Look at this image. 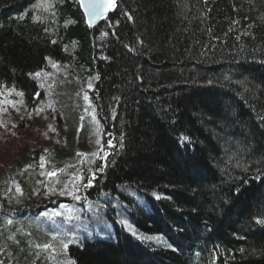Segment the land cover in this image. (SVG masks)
I'll return each mask as SVG.
<instances>
[{"label": "trees", "instance_id": "obj_1", "mask_svg": "<svg viewBox=\"0 0 264 264\" xmlns=\"http://www.w3.org/2000/svg\"><path fill=\"white\" fill-rule=\"evenodd\" d=\"M58 67L68 84L54 123L76 130V88L92 79L88 99L109 154L81 169L79 196L42 204L27 202L36 168L0 172V220L12 221L0 233L35 243L16 247L19 263L46 264L41 231L56 229L68 245L49 251L58 264H264V0H116L91 30L78 0H0V107L39 103ZM19 138L28 152L32 141ZM68 144L34 160L49 157L57 170L77 152ZM12 188L22 192L17 209L3 204ZM122 201L130 223L161 243L115 218L103 222L108 236L92 229L109 212L102 204ZM49 212L45 223L35 218Z\"/></svg>", "mask_w": 264, "mask_h": 264}, {"label": "rangeland", "instance_id": "obj_2", "mask_svg": "<svg viewBox=\"0 0 264 264\" xmlns=\"http://www.w3.org/2000/svg\"><path fill=\"white\" fill-rule=\"evenodd\" d=\"M60 71H62V69L58 67L57 71L49 76V84L52 86L53 90L48 91L39 103H35L32 107L25 106L26 108H24V106L18 107L15 105H3L0 107V165H2L0 172L2 171L3 174L4 172H10L13 169H19L21 176L26 173L27 169H31L30 165L36 168L37 174H34L32 177L34 184L32 188L27 190V192L29 191L28 193H30L27 202L31 204H42L45 202H51L55 199H68L74 197V195L79 196V187L81 183L80 176L82 173L80 172L81 169L83 168L85 170L84 174H87V172L93 167L94 161L97 158L96 155L99 154L101 158L105 160L109 154L108 147L110 143L100 144L101 141L99 139L98 129L94 123L96 110L94 107H89L87 105L90 101L88 99L87 90L90 89L94 83L92 79L86 80L83 83L80 82L82 84L77 85L76 88V90L78 87L81 89L80 92H77L76 94L79 98L78 111L81 120V123H79L76 130L72 131L71 128L67 129L66 123L63 124V122L61 124L54 123L55 116H57L58 113L61 117L63 116L62 113L57 110L58 108L56 105L58 98L56 99V97L58 96L59 99L62 100L63 96H59L62 94L61 88L68 84V81L64 80L65 77L60 74ZM89 85H91V87H89ZM85 96H87V99H85ZM8 116L14 118L15 121H5L4 117ZM81 128H84L82 137L78 135ZM10 129L17 130L19 135L15 136L14 134H8ZM22 135H25V137L33 143V147H31L28 152H25L27 146L24 143L25 141H23L24 139L21 140L19 138ZM66 135L67 137L69 136V138L65 141ZM69 139L74 140L77 152L71 156L66 154L64 158L59 161L57 170H54L52 167L53 161H50L49 157L47 159L41 157L38 160H34L35 152H38V156H40V153L45 155L47 150H55L58 144L62 145L61 148H63V151H66L68 147H71L68 144ZM54 153L57 154V151ZM15 164H17V166H15ZM97 172L98 170L95 171L94 169L90 173L85 185H90L92 178H94ZM128 192L133 196V199H139V194H137L136 190L129 189ZM21 193L20 189L13 190L12 188V193H10L7 200H3V204L8 205L11 209L21 207ZM101 206L102 208H109V212L107 213V216L104 215L103 218L99 217L100 213L95 215V220H93L91 227L97 231L98 235L108 236L107 233L102 231V226L104 225L103 222H107L108 218H115L124 224L125 228L137 238L145 241H153L157 237L156 234H149L146 231H138L134 225L130 223L127 217L129 215L125 212L126 203L124 201H122L121 204L115 202L111 205L106 206L102 204ZM102 208L100 207L101 213L103 212ZM58 213L61 216L65 214L64 210L63 212ZM68 214L69 213H66V215ZM52 215L54 216L55 214H52V212H49L48 214L42 213L37 214L35 218L41 219L45 216L42 218L45 223L47 219L53 217ZM24 221L27 222V229H29L35 224L36 220L34 221L33 217H30ZM4 222L10 224L12 221L1 219L0 225ZM47 223L50 226H53V223L49 221ZM17 228L19 229L20 225ZM18 231H20L18 234H21L22 231ZM55 231L56 229L51 232H46L44 230L41 231L42 237L39 246H42L44 249L41 250L38 248V250L41 253L39 255L43 254L42 257H49L46 264H58L54 261L55 259H53L55 258L54 254H52L51 259V252L49 251L54 253L56 250V243L59 245V248H62L64 245L59 240L58 234ZM26 232L28 231L26 230ZM33 233H35V231L32 230L31 235ZM22 236H26V234ZM14 239L11 234L4 235L0 233V264H21L17 259L16 247L23 249L28 248L29 245L35 246L33 241L27 242L24 246H20L16 244V241L14 242ZM68 240H70V237H68ZM34 263L38 264L37 259L34 260Z\"/></svg>", "mask_w": 264, "mask_h": 264}, {"label": "water", "instance_id": "obj_3", "mask_svg": "<svg viewBox=\"0 0 264 264\" xmlns=\"http://www.w3.org/2000/svg\"><path fill=\"white\" fill-rule=\"evenodd\" d=\"M81 11L83 12L86 25L91 30L93 27L97 26L104 18H106L113 10L116 4V0H114V4L112 7H100L98 9L99 15H90L89 9L84 5L89 2V0H78ZM103 3H106V0H102Z\"/></svg>", "mask_w": 264, "mask_h": 264}, {"label": "snow or ice", "instance_id": "obj_4", "mask_svg": "<svg viewBox=\"0 0 264 264\" xmlns=\"http://www.w3.org/2000/svg\"><path fill=\"white\" fill-rule=\"evenodd\" d=\"M113 4H114V0H106V3H103L102 0H89V2L86 3L84 6L89 9V14L90 15H99L100 13L98 12V9L100 7H102V6H104L106 8L107 7H112ZM36 75L38 76L39 73H36ZM89 87H91V85H89ZM20 95H22V93ZM85 99H87V96H85ZM259 222L260 223H264V220H261ZM63 247L66 249L68 247V245L64 244Z\"/></svg>", "mask_w": 264, "mask_h": 264}, {"label": "bare ground", "instance_id": "obj_5", "mask_svg": "<svg viewBox=\"0 0 264 264\" xmlns=\"http://www.w3.org/2000/svg\"><path fill=\"white\" fill-rule=\"evenodd\" d=\"M89 107L91 106L90 104H89V102H88V104H87ZM163 240V238L161 237V236H158L157 235V237L155 238V240H153L152 242H154L155 244H159V243H161V241Z\"/></svg>", "mask_w": 264, "mask_h": 264}]
</instances>
